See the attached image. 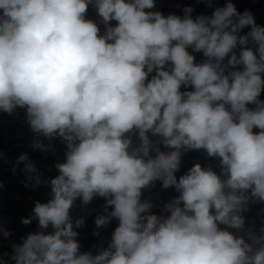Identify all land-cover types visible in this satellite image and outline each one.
Masks as SVG:
<instances>
[{
	"label": "clouds",
	"instance_id": "obj_1",
	"mask_svg": "<svg viewBox=\"0 0 264 264\" xmlns=\"http://www.w3.org/2000/svg\"><path fill=\"white\" fill-rule=\"evenodd\" d=\"M201 2L210 15L165 16L156 0H0V112L25 110L33 148L65 145L49 181L27 154L16 159L25 186L47 183L51 198L35 202L22 223L37 230L0 264H264V227L229 231L264 202V26L233 0ZM189 150L219 159L220 173L197 163L177 178ZM155 181L178 193L160 215L142 200ZM97 196L96 227L118 226L94 254L70 210Z\"/></svg>",
	"mask_w": 264,
	"mask_h": 264
}]
</instances>
